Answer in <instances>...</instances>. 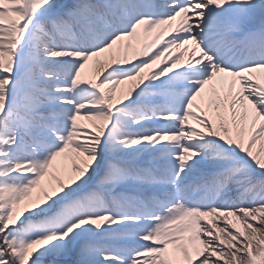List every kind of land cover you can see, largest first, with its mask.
I'll use <instances>...</instances> for the list:
<instances>
[{
	"label": "snow or ice",
	"instance_id": "1",
	"mask_svg": "<svg viewBox=\"0 0 264 264\" xmlns=\"http://www.w3.org/2000/svg\"><path fill=\"white\" fill-rule=\"evenodd\" d=\"M0 264H264V0H0Z\"/></svg>",
	"mask_w": 264,
	"mask_h": 264
}]
</instances>
